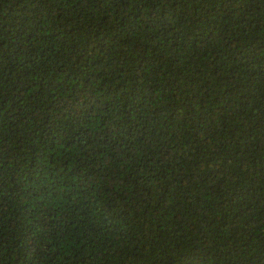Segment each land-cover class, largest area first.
Returning a JSON list of instances; mask_svg holds the SVG:
<instances>
[{"label":"trees","instance_id":"1","mask_svg":"<svg viewBox=\"0 0 264 264\" xmlns=\"http://www.w3.org/2000/svg\"><path fill=\"white\" fill-rule=\"evenodd\" d=\"M0 264H264V0H0Z\"/></svg>","mask_w":264,"mask_h":264}]
</instances>
